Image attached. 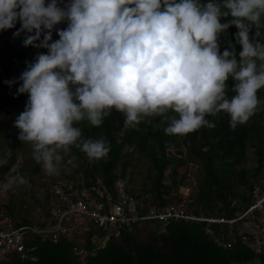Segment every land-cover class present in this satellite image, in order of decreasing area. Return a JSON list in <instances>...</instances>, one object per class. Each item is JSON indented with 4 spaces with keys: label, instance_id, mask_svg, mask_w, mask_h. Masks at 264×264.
I'll list each match as a JSON object with an SVG mask.
<instances>
[{
    "label": "clouds",
    "instance_id": "9594fccd",
    "mask_svg": "<svg viewBox=\"0 0 264 264\" xmlns=\"http://www.w3.org/2000/svg\"><path fill=\"white\" fill-rule=\"evenodd\" d=\"M18 22L13 36L24 33L23 46L47 49L18 77L17 94L28 100L15 126L48 175L59 172L73 146L89 160L108 153L106 138L85 137L77 125L99 127L113 109L129 127L160 117L166 134L186 135L214 128L206 117L221 112L234 129L264 103L257 95L264 88V42L256 39L264 0H0V30ZM61 22L67 27L56 29L53 41ZM230 25L238 29L239 60L231 41L220 51L219 35ZM10 157L0 156V166ZM25 183L17 173L0 191Z\"/></svg>",
    "mask_w": 264,
    "mask_h": 264
},
{
    "label": "trees",
    "instance_id": "16d2710c",
    "mask_svg": "<svg viewBox=\"0 0 264 264\" xmlns=\"http://www.w3.org/2000/svg\"><path fill=\"white\" fill-rule=\"evenodd\" d=\"M202 2L207 3L208 0ZM231 19L230 16L221 17L220 21L225 23ZM66 27V22L55 26L52 32L53 41L59 39L56 29ZM19 28L18 22L15 28L0 30V115L9 106L16 109L15 118L6 133L4 143L5 150L11 152V157L7 165L0 166L1 175L9 172L17 163L19 146L23 143L18 139L20 130L15 126V120L25 110L28 94H17L22 83L18 77L26 70V62L34 61L38 53L47 52V49L31 45L23 46L25 34L13 36ZM237 31L235 25H230L219 35L218 40L221 52L229 47L231 41L239 60L242 46L236 42ZM261 31L262 36L256 39L264 42V29ZM255 32L256 29L253 27L250 38L255 36ZM10 80H16V83L11 85L5 83ZM226 83L227 95L231 97L234 95L231 91L234 81L230 77ZM257 95L264 102V88L258 90ZM206 119L214 122L215 127H201L186 135L166 134V124L161 122L160 117L146 118L136 127H129L125 124L124 114L115 109L99 127L82 121L77 126L82 129L84 136L106 138L110 150L101 158L89 160L84 152L73 146L71 151L82 165L83 172L77 175L68 172L65 176L53 180L83 176L89 182L101 178L111 184L118 176L126 177V168L129 165L128 148L132 147V151L144 154L154 168L151 188L143 193H136L131 188L135 196L147 195L161 203L178 201L181 199V195L178 194L179 184L185 181L189 173L185 170L177 177L179 174L177 166L198 163L202 175L197 189L191 195L189 206L205 215L235 216L250 204L253 183L264 177V103L245 124L234 129L230 127V117L226 113L221 112L214 117L207 116ZM249 149L254 150L256 154L254 169L246 166ZM37 164L39 166V163ZM170 165L174 166L171 173L172 181L170 184H164L163 178ZM119 166L120 172L117 171ZM239 187H243V190L239 191ZM234 198H238L239 204L233 203ZM38 209L44 212L47 210L43 196L40 197L39 205L30 212L22 210V207L17 208L9 200L3 205L0 203V213L10 215L17 226L33 224ZM159 222L153 231L159 235L161 244L170 245L168 250L159 253L154 251L153 240L144 243L136 240L134 229L139 227V224H135L132 229L121 230L119 238L126 244V248L114 236L103 242L102 232L92 226L91 230L83 235L78 234L74 239H63L57 243L38 234L27 233L26 252L9 254L6 258L0 259V264H132L135 258L139 264H146L155 256L159 261L154 264H228L241 257L254 256L260 257L264 263V251L257 253L239 240L226 248L216 241L215 234L206 230L204 222L183 219Z\"/></svg>",
    "mask_w": 264,
    "mask_h": 264
},
{
    "label": "built area",
    "instance_id": "2783aa9c",
    "mask_svg": "<svg viewBox=\"0 0 264 264\" xmlns=\"http://www.w3.org/2000/svg\"><path fill=\"white\" fill-rule=\"evenodd\" d=\"M196 189L197 182L187 177L179 184L181 199L161 203L147 195L135 196L122 176L111 184L101 178L89 182L83 176L50 180L42 193L47 210L38 209L33 224L17 226L10 215L0 213V259L15 252L24 254L27 233L57 243L83 235L94 226L102 232L104 242L110 236L118 238L122 229H132L135 224L182 219L204 222L206 230L226 248L239 240L257 253L264 251V177L253 183L247 208L231 217L195 211L189 203ZM7 192L0 191V201Z\"/></svg>",
    "mask_w": 264,
    "mask_h": 264
},
{
    "label": "rangeland",
    "instance_id": "374dc122",
    "mask_svg": "<svg viewBox=\"0 0 264 264\" xmlns=\"http://www.w3.org/2000/svg\"><path fill=\"white\" fill-rule=\"evenodd\" d=\"M16 115V109L13 106H9L1 115H0V156H3L6 153L5 150V137L7 131L12 125ZM32 146L30 143H22L19 146L18 151V161L17 163L9 170V172L1 175L0 182H5L9 177L19 173L22 175L26 183L19 186H14L9 189V191L1 198L0 203L3 205L4 202L9 200L12 204H15L17 208L22 207V210L31 211L39 205L40 197L42 196L44 188L50 182V180L65 176L66 173L71 174H80L82 173V165L77 161L74 153L70 151L64 155V162L60 166V170L55 175H48L43 169L42 164H37L32 156ZM129 151V165L126 168V179L136 193H143L146 189H150L152 186V178L154 176V168L151 165L150 161L144 154H141L138 151H132V147L128 148ZM71 161V163H69ZM256 165V154L255 151L249 149L248 160L246 161V166L252 168ZM173 165L169 166L165 172V177L163 178L164 184L171 183V173L173 170ZM35 168V169H34ZM37 168V170H36ZM250 169V171L252 170ZM121 166L118 167L117 171L120 172ZM188 171L186 176L191 179V181L200 182L202 175L201 167L197 163H192L190 166H177V171L179 174L177 177H180L184 171ZM239 191L243 190V187L238 188ZM146 192V191H145ZM234 204H239L238 198H234ZM154 227H157L160 222L157 220L152 221L151 223ZM140 226V225H139Z\"/></svg>",
    "mask_w": 264,
    "mask_h": 264
},
{
    "label": "water",
    "instance_id": "95a60500",
    "mask_svg": "<svg viewBox=\"0 0 264 264\" xmlns=\"http://www.w3.org/2000/svg\"><path fill=\"white\" fill-rule=\"evenodd\" d=\"M142 228H146V225H143L141 226ZM150 227V224L149 226ZM118 242L124 247L126 248V244L122 243L121 239L118 237ZM147 242H150V240H148ZM153 247H154V251L156 253H159V252H162L164 251V249L162 248V245L161 243H157V242H153ZM159 261V258L158 257H153V259L151 261H149L148 263L146 264H154L156 262ZM132 264H139L138 263V260L135 258L134 259V262ZM228 264H264L262 262V260L260 259V257L258 256H254V257H251V258H244V257H241V258H238L237 260H232L230 261Z\"/></svg>",
    "mask_w": 264,
    "mask_h": 264
},
{
    "label": "flooded vegetation",
    "instance_id": "af4514ba",
    "mask_svg": "<svg viewBox=\"0 0 264 264\" xmlns=\"http://www.w3.org/2000/svg\"><path fill=\"white\" fill-rule=\"evenodd\" d=\"M149 224H146V228H142L141 226L137 227L134 229L135 232V238L138 240L140 243L147 242L148 240H153L154 242L160 243V238L159 235L154 233V226L150 224V227H148ZM162 248L164 250L169 249V244H161Z\"/></svg>",
    "mask_w": 264,
    "mask_h": 264
}]
</instances>
